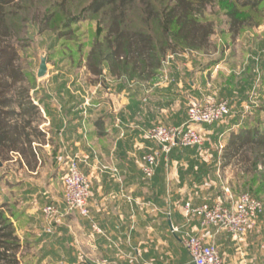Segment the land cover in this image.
<instances>
[{
	"label": "crops",
	"instance_id": "1",
	"mask_svg": "<svg viewBox=\"0 0 264 264\" xmlns=\"http://www.w3.org/2000/svg\"><path fill=\"white\" fill-rule=\"evenodd\" d=\"M206 72L208 69L204 68L192 79H185L186 91L179 88L185 83L184 78L177 76L172 85L168 84L171 86L155 87L160 93L154 96L191 101L190 96L196 98L197 85ZM105 75L106 79L111 76L107 68L102 77ZM90 87L91 96L86 88L79 86H36L35 103L43 116L40 128L46 134L45 140L37 144L40 163L31 171L24 163L20 164L18 157L11 161L21 170L38 175L49 159L54 168L51 188L57 175L66 172V157L79 156L80 166L92 182L91 218L78 214L60 218L64 221L58 234L62 237L61 244L68 251L73 250L69 257L72 262L65 264L82 261L87 264H191L181 242L185 231L201 235L207 243L218 246L225 264H262V258L250 256L251 245L244 237H233L215 227L204 229L200 216L188 219L184 212L187 202L198 206L223 196L222 187L228 182L227 178L224 180L225 175L236 166V159L229 163L223 160L227 144L220 141L218 146L208 141L216 133L206 125V131L201 129L208 141L204 146L177 147L166 154L145 133L162 121L157 116L162 109L156 108L159 103L151 98L153 92H143L154 87L129 83L118 86V90L112 86ZM41 89L43 96L39 93ZM185 118L182 114L174 122L183 124ZM153 151H159V165L155 176L145 180L142 157ZM47 193L55 199L54 191L48 189ZM35 233L40 235L38 229Z\"/></svg>",
	"mask_w": 264,
	"mask_h": 264
},
{
	"label": "rangeland",
	"instance_id": "2",
	"mask_svg": "<svg viewBox=\"0 0 264 264\" xmlns=\"http://www.w3.org/2000/svg\"><path fill=\"white\" fill-rule=\"evenodd\" d=\"M91 1H69L65 5V11L59 6L62 0H24V9L14 20L21 28L26 26L25 39L20 43L21 64L28 75L26 84L33 87L31 94L34 98L33 90L36 86H79L86 88L89 96L90 86H112L115 90H118V86L128 83L133 86H150L154 88L143 92H153L151 98L159 103H156V108L162 109L157 112L161 123L180 126L182 124L174 122L175 119L184 114L187 122L188 109L193 102L174 96L158 99L154 95L160 92L156 91L155 87L171 86L175 82L174 78L181 76L185 83L179 88L186 91L188 82L185 79H192L198 72L207 68L208 72L202 75L203 81L197 85L195 92L199 103L226 102L231 107V112L221 122L207 126L210 131L216 133L215 136L218 135L217 140L213 135L208 141H214L218 146L221 142L228 144L230 133L239 132L243 126L264 130V0L259 3L258 11L237 5L235 0L214 1L205 10V18L215 26V33L207 49L176 53L168 51L162 66L154 76L144 75L141 78L126 73L120 77L111 74L107 79L106 75L101 78L92 75L86 67L87 55L93 42L105 33L108 22L106 11L92 14L88 19L69 27L65 25L74 16H82ZM152 2L158 9L168 4V0ZM234 8L239 10L238 18L239 22H242L238 32L234 31L229 14ZM37 16L39 19L36 21ZM48 16L51 20L45 23L44 20ZM129 19L133 28L142 27L153 34L157 49L166 45L158 22H144L143 8L138 1L132 7ZM45 24L47 30L43 28ZM42 55L49 57V71L46 77L39 79L37 71ZM39 93L41 96L45 94L42 89ZM205 126L196 127L199 131H206ZM203 138L204 146L208 141L205 135ZM244 155L248 160H236V166L229 169L225 175L224 180L228 179L225 185L228 184L237 195L244 192L255 194L264 203V146L248 145L244 149ZM47 162V166L38 175L21 170L16 162H6L3 168L0 167V205L8 203L6 210L14 214L13 220L22 239L28 244L22 250L25 264L72 262L69 257L73 250L68 251L67 247L61 244L62 237L58 235L64 221L57 217L46 221L43 215V208L49 203L54 204L59 212H64L67 205L64 173L58 174L55 185L49 188L54 168H51L49 159ZM20 183L22 186H18ZM34 189L37 191L32 196L30 194ZM48 189L55 192V199H51L50 193H47ZM30 212L31 215H28ZM37 229L40 235L35 233ZM253 229L244 237L251 245L250 256L264 260V211ZM49 239L52 242H48ZM84 263L82 261L76 264Z\"/></svg>",
	"mask_w": 264,
	"mask_h": 264
},
{
	"label": "trees",
	"instance_id": "3",
	"mask_svg": "<svg viewBox=\"0 0 264 264\" xmlns=\"http://www.w3.org/2000/svg\"><path fill=\"white\" fill-rule=\"evenodd\" d=\"M69 1L72 0H62L60 8L66 11ZM137 1L143 8L144 22H158L165 46L157 49L152 33L142 27H132L130 11ZM214 1L168 0L166 6L158 9L152 0H92L82 16H74L65 25L69 27L92 14L106 11L105 33L93 42L87 55L88 71L98 78L104 75L105 68L116 77L128 73L142 78L157 73L168 51L176 53L209 47L215 26L205 18V10ZM235 1L237 5L258 11L262 0ZM23 2L0 0V161L9 163L18 157L21 165L24 163L34 171L41 159L37 144L45 140L46 134L40 128L42 112L31 94L33 87L26 84L28 75L21 64L20 43L27 30L14 18L24 9ZM238 12L237 8L229 12L235 32L242 27ZM38 19L37 16L36 21ZM50 20L48 16L44 22ZM43 28L47 30L46 24ZM228 139L223 160L226 163L233 159L247 161L244 149L248 145L264 146V130L243 126L239 132L230 133ZM7 207V203L0 205V264H25L22 250L28 244L20 236L14 214L6 210Z\"/></svg>",
	"mask_w": 264,
	"mask_h": 264
},
{
	"label": "built area",
	"instance_id": "4",
	"mask_svg": "<svg viewBox=\"0 0 264 264\" xmlns=\"http://www.w3.org/2000/svg\"><path fill=\"white\" fill-rule=\"evenodd\" d=\"M231 112L226 102L218 104H192L188 109V120L180 126L158 123L146 130L148 139L154 141L160 150L169 154L174 148L202 147L204 138L197 125H213L221 122ZM64 186L66 189V208L59 212L54 204L43 208L46 221L68 215L78 214L91 218L89 200L92 182L80 166L77 154L66 157ZM159 165V151H153L142 157V173L145 180L152 179ZM223 196L215 202H204L195 206L191 202L184 205L188 219L200 216L204 229L215 227L224 230L233 237H245L264 211L263 201L250 192L235 194L227 184L222 187ZM51 232L50 229H48ZM178 231V229H174ZM181 242L190 256L191 264H225V260L215 244L207 243L203 236L182 232ZM86 264V263H84Z\"/></svg>",
	"mask_w": 264,
	"mask_h": 264
},
{
	"label": "water",
	"instance_id": "5",
	"mask_svg": "<svg viewBox=\"0 0 264 264\" xmlns=\"http://www.w3.org/2000/svg\"><path fill=\"white\" fill-rule=\"evenodd\" d=\"M48 61H49V57L47 55L41 56L40 65H39V68L37 71V77L39 79H42V78L47 76L48 71H49ZM190 99L193 102V104H195V105L199 104V101L197 98L190 96ZM114 105H115L116 109H119V105H118L117 101H114ZM3 166H4V163L2 161H0V167H3Z\"/></svg>",
	"mask_w": 264,
	"mask_h": 264
}]
</instances>
